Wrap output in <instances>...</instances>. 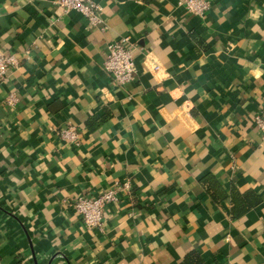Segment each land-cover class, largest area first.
<instances>
[{
	"label": "crops",
	"instance_id": "obj_1",
	"mask_svg": "<svg viewBox=\"0 0 264 264\" xmlns=\"http://www.w3.org/2000/svg\"><path fill=\"white\" fill-rule=\"evenodd\" d=\"M0 0V264H264V0ZM127 37L135 73L102 71ZM15 97L7 102V95ZM73 126L76 145L58 131ZM227 196L213 202L200 178ZM128 179L88 229L71 201ZM258 203L230 215L228 194Z\"/></svg>",
	"mask_w": 264,
	"mask_h": 264
},
{
	"label": "built area",
	"instance_id": "obj_2",
	"mask_svg": "<svg viewBox=\"0 0 264 264\" xmlns=\"http://www.w3.org/2000/svg\"><path fill=\"white\" fill-rule=\"evenodd\" d=\"M63 13L70 10L81 13L89 27H97L100 22V8L93 0H54ZM185 10L194 15H201L209 7L208 0H180ZM127 37L110 41L105 45V57L101 69L109 77L111 82L122 86L134 77L135 64L131 53V47L127 46ZM13 55L4 54L0 49V80L6 71L16 65ZM7 102H14L12 94L7 95ZM254 124L259 132V145L264 147V107L253 116ZM59 137L70 144L78 143V132L73 126L61 128L58 131ZM129 188L128 179L113 184L111 187L102 190L94 196H78L71 201V206L77 213L84 226L88 229H102V213L106 203L116 200L117 193Z\"/></svg>",
	"mask_w": 264,
	"mask_h": 264
},
{
	"label": "trees",
	"instance_id": "obj_3",
	"mask_svg": "<svg viewBox=\"0 0 264 264\" xmlns=\"http://www.w3.org/2000/svg\"><path fill=\"white\" fill-rule=\"evenodd\" d=\"M204 190L210 199L218 203L227 196L226 192L220 187L215 178L211 174H205L200 178ZM231 203L230 215L236 217L244 212L246 209L258 203V197L251 191L245 190L243 192H231L228 194Z\"/></svg>",
	"mask_w": 264,
	"mask_h": 264
}]
</instances>
